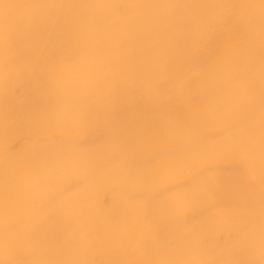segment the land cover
<instances>
[{
    "label": "clouds",
    "instance_id": "1",
    "mask_svg": "<svg viewBox=\"0 0 264 264\" xmlns=\"http://www.w3.org/2000/svg\"><path fill=\"white\" fill-rule=\"evenodd\" d=\"M0 264H264V0H0Z\"/></svg>",
    "mask_w": 264,
    "mask_h": 264
},
{
    "label": "bare ground",
    "instance_id": "2",
    "mask_svg": "<svg viewBox=\"0 0 264 264\" xmlns=\"http://www.w3.org/2000/svg\"><path fill=\"white\" fill-rule=\"evenodd\" d=\"M221 39H222V38H219V37L217 38V40H216V46H219V44H220V42H221Z\"/></svg>",
    "mask_w": 264,
    "mask_h": 264
}]
</instances>
